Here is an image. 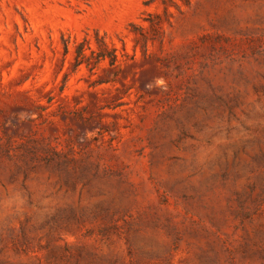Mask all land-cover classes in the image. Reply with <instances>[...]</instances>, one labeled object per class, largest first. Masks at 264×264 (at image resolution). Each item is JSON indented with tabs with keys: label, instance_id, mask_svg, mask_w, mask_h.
<instances>
[{
	"label": "rangeland",
	"instance_id": "obj_1",
	"mask_svg": "<svg viewBox=\"0 0 264 264\" xmlns=\"http://www.w3.org/2000/svg\"><path fill=\"white\" fill-rule=\"evenodd\" d=\"M0 264H264V0H0Z\"/></svg>",
	"mask_w": 264,
	"mask_h": 264
}]
</instances>
